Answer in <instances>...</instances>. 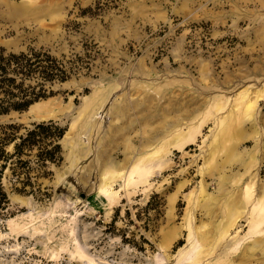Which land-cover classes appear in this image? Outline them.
<instances>
[{"label":"rangeland","instance_id":"1","mask_svg":"<svg viewBox=\"0 0 264 264\" xmlns=\"http://www.w3.org/2000/svg\"><path fill=\"white\" fill-rule=\"evenodd\" d=\"M11 39L14 51L42 47L79 71L0 114L21 132L49 120L66 128L62 161L38 180L47 195L10 192L0 264H191L188 237L210 220L196 204L202 189L235 198L252 183L245 217L196 264H223L225 249L244 257L246 218L264 193V0H0V44ZM247 88L258 106L244 115ZM153 153L164 166L147 170ZM225 213L215 210V225ZM248 257L230 264H264V240Z\"/></svg>","mask_w":264,"mask_h":264},{"label":"trees","instance_id":"2","mask_svg":"<svg viewBox=\"0 0 264 264\" xmlns=\"http://www.w3.org/2000/svg\"><path fill=\"white\" fill-rule=\"evenodd\" d=\"M78 71L45 48L14 51L0 44V114L24 111L52 96L54 83ZM65 131L53 120L34 123L23 132L15 123L0 125V218L11 213L10 192L39 199L47 195L38 180L49 175V163L62 161Z\"/></svg>","mask_w":264,"mask_h":264},{"label":"bare ground","instance_id":"3","mask_svg":"<svg viewBox=\"0 0 264 264\" xmlns=\"http://www.w3.org/2000/svg\"><path fill=\"white\" fill-rule=\"evenodd\" d=\"M248 90L249 89L247 88L244 91L240 92V94L238 93L239 94L238 100H241V101L238 102L239 108H240L241 112H243L244 115L250 113L253 110V108L255 107V103H256V100L254 102H252V99L249 97L250 94L247 95ZM256 105H257V103H256ZM31 109H37V108L32 107ZM36 116H37V114H36ZM185 142L186 141L184 140V142L182 144H180L179 146L181 148L184 147L186 145ZM162 157H163V155H161V154L157 155L156 153H153V154L150 155V157L148 159H145L144 163H146V164L143 163L142 166L145 169L148 170L149 166H152V168H153V167H155L157 165V163H160L161 167H163L164 166L163 165V160H161ZM109 163H111V162H109ZM142 166L139 167L140 168L139 171H141V172H139V177L142 176V178H144V177L146 178V177H148L149 171L143 173ZM110 169H114V165H111ZM120 173H122V172H119L117 174H120ZM153 173H152V175H153ZM154 174H156V173H154ZM220 181H221L219 183L220 186H223V182L224 181L222 179ZM106 183L107 182L105 180L100 183V185H99L100 191L104 192L106 194L109 202L112 205H114L117 202V200H118V198L116 196L117 195V191L114 192V190H113V191H109L108 192L106 190V186H107ZM252 189H253V184L249 183L248 184V191H246L243 196L236 195L235 198H232V197L228 196L229 193L232 194L231 191L227 192L225 190L226 193L223 192L221 197H213V196H210V195L206 194L205 188L202 189L201 197H200V199H198L196 201V204H197V207L200 206V208H202L205 211V214L209 216L210 220L208 222L201 220V223L199 225H197V226L192 228L193 230L191 231V234L188 237V242L191 241V239L193 237L197 240L196 243H192L190 251H188L186 253V254H188V256L190 255V253L192 254V256H191V259H192L191 264H196L197 262L205 261L204 258H206L207 256H210L213 253H215L217 249L220 248V250H221L223 248V244L222 243L224 242L223 239H225L227 232L230 230V228H232L233 226L237 225L239 223V221L245 217L243 215V211L241 210V207H243V205L245 203L253 204V198H252V195H251ZM226 196H228V198H229V203H226V201L223 200V199L226 198ZM260 199H261L260 201H262L261 206L253 208L252 212H249L250 213V218H246L247 221H248L247 226L249 227V230H248L249 231V238L248 239L252 238V241H249V242L251 244H253V245L256 244L257 242L261 241V240H264V237H262V235H264V233L262 232V231H264V193H263V195H262V197ZM233 205H236L237 207L235 209L234 208L232 209L231 207ZM217 207L218 208L219 207H224V209L226 210V213L224 214L225 221H224L223 227L215 225V220H213V218H212V215L215 213V210L218 209ZM245 223L246 222H244V224ZM168 238H170V237H168ZM170 243H172V242H170ZM170 243H169V246H170ZM253 245H248V247L246 248V251L244 252V257L243 258H241L236 253V251L227 252L228 249H225V255H224L225 258L223 260L220 259L219 262H222L223 264L224 263L225 264H230V263L235 262L238 258L241 259L242 261L250 262L251 261V257L247 258V256L250 255V250L252 249ZM207 264H210V263H207Z\"/></svg>","mask_w":264,"mask_h":264},{"label":"water","instance_id":"4","mask_svg":"<svg viewBox=\"0 0 264 264\" xmlns=\"http://www.w3.org/2000/svg\"><path fill=\"white\" fill-rule=\"evenodd\" d=\"M16 44H17V40H15V39H11V40L6 41V46L9 50H15L14 48H16L15 47ZM4 122H14V121H13V119L10 118L9 115H0V123H4ZM10 196L12 197L13 194L11 193Z\"/></svg>","mask_w":264,"mask_h":264}]
</instances>
